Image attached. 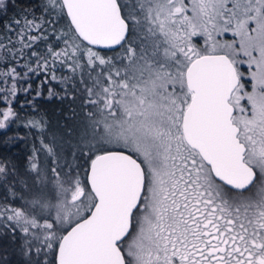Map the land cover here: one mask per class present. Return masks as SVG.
Here are the masks:
<instances>
[{"label": "snow or ice", "instance_id": "obj_1", "mask_svg": "<svg viewBox=\"0 0 264 264\" xmlns=\"http://www.w3.org/2000/svg\"><path fill=\"white\" fill-rule=\"evenodd\" d=\"M42 7L40 17L21 8L5 25L2 75L20 78L11 61L25 56L36 63L28 72L52 79L58 64L88 69L84 116L67 133L83 146L87 168L82 177L80 165H61L54 145L43 144L55 157L52 176L25 205H0V228L21 264H264V0ZM57 10L70 19L58 37L64 47L41 50L50 23L43 17ZM137 29L138 44L128 40ZM125 42L119 57L96 50ZM0 91L16 94L15 85ZM17 117L0 108V129ZM28 164L44 175L31 157ZM15 170L0 158V177Z\"/></svg>", "mask_w": 264, "mask_h": 264}, {"label": "trees", "instance_id": "obj_2", "mask_svg": "<svg viewBox=\"0 0 264 264\" xmlns=\"http://www.w3.org/2000/svg\"><path fill=\"white\" fill-rule=\"evenodd\" d=\"M42 2L43 0H5L6 6L0 7V42L7 45L10 34L5 25L16 18L21 8L26 7L30 12L35 9V15L40 17L44 11ZM121 2L125 3L127 0ZM43 18L50 23L46 28L47 40L38 42L39 48L44 50L54 45L57 50L63 49V42L58 40V37L70 27L66 13L61 16L57 10L56 13L45 14ZM140 36L142 33L136 31L128 40L138 44ZM12 38L15 39L14 33ZM127 47L128 43L125 42L123 48L115 46L113 49L96 50L111 58L119 57ZM3 56L4 51L0 49V57ZM6 63L8 60L0 59V89H11L15 85L16 94L13 96L0 91V108L11 107L18 117L14 122H9L7 127L0 129V158L11 161L16 170L7 180L0 177V205L7 203L9 207H21L31 200L40 186V179L48 180L52 176L51 160L55 157L49 155L43 144H53L61 165L65 161L74 168L80 165V174L82 177L84 175L87 161L81 153L83 146H78L76 137H70L67 133L70 128L78 127L84 116L85 84L82 81L88 80V69L77 67L74 71L67 64H58L56 79H52L50 71L28 72L26 65L31 64L35 69L36 63L34 59L30 61L25 56L24 59L11 61V66H15L20 73V78L13 82L11 79L5 81L2 75L7 71ZM82 63H86V58ZM6 94L7 100L3 98ZM32 122H35L36 126H33ZM30 157L33 162L38 163L41 173L44 174L42 177L38 178L35 172L30 170ZM48 186L50 188L51 184ZM17 247L18 245L12 243L10 231L5 235L4 229L0 228V261L21 264Z\"/></svg>", "mask_w": 264, "mask_h": 264}, {"label": "rangeland", "instance_id": "obj_3", "mask_svg": "<svg viewBox=\"0 0 264 264\" xmlns=\"http://www.w3.org/2000/svg\"><path fill=\"white\" fill-rule=\"evenodd\" d=\"M136 31H140V30L137 29ZM226 35L228 36V38L226 37ZM219 39L231 40L232 36L229 33V34H225L223 37H219ZM197 40H202L203 41V38L202 37H194L193 38V42L198 45ZM240 67H241V71L245 73V80L247 82L246 90L247 91H251V80H250V76H249V73H248V65L245 63V64L241 65ZM242 103H247V102L246 101H242Z\"/></svg>", "mask_w": 264, "mask_h": 264}, {"label": "flooded vegetation", "instance_id": "obj_4", "mask_svg": "<svg viewBox=\"0 0 264 264\" xmlns=\"http://www.w3.org/2000/svg\"><path fill=\"white\" fill-rule=\"evenodd\" d=\"M226 37L228 38V36L226 35ZM198 43V47H203V41L202 40H197Z\"/></svg>", "mask_w": 264, "mask_h": 264}, {"label": "water", "instance_id": "obj_5", "mask_svg": "<svg viewBox=\"0 0 264 264\" xmlns=\"http://www.w3.org/2000/svg\"><path fill=\"white\" fill-rule=\"evenodd\" d=\"M66 13V12H65ZM69 19V18H68ZM69 21H70V19H69Z\"/></svg>", "mask_w": 264, "mask_h": 264}]
</instances>
